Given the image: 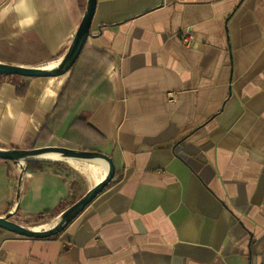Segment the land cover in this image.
Instances as JSON below:
<instances>
[{"label": "crops", "instance_id": "obj_1", "mask_svg": "<svg viewBox=\"0 0 264 264\" xmlns=\"http://www.w3.org/2000/svg\"><path fill=\"white\" fill-rule=\"evenodd\" d=\"M85 3L0 0V63L56 65ZM76 119L101 141L71 131ZM52 120L45 146L103 153L114 179L55 236L1 230L0 264H264V0H97L68 73L0 77V150L45 147ZM66 164L83 195L104 177ZM74 177L0 160V217L58 211Z\"/></svg>", "mask_w": 264, "mask_h": 264}, {"label": "water", "instance_id": "obj_2", "mask_svg": "<svg viewBox=\"0 0 264 264\" xmlns=\"http://www.w3.org/2000/svg\"><path fill=\"white\" fill-rule=\"evenodd\" d=\"M97 0H87L86 9L75 34V37L64 57L52 67L28 68L11 66L0 63V77L19 76L24 78H47L58 77L68 73L79 59L88 38L91 36V26L95 14ZM57 153L64 159H71L82 162L102 160L106 162L108 169L104 178L90 188L76 203L66 209L58 219L49 226L26 227L21 226L11 220L15 211L0 217V230L12 233L19 237L43 240L61 233L72 221H74L85 209L91 205L105 188L112 182L115 176V165L113 159L103 153L87 150H77L63 146H45L33 149H9L0 150V160L12 162L21 168L22 174L25 172L24 164L27 162H54L49 160H39L34 157ZM57 162V161H55ZM21 178L19 180V186ZM20 194L17 191L16 199L19 200Z\"/></svg>", "mask_w": 264, "mask_h": 264}, {"label": "trees", "instance_id": "obj_3", "mask_svg": "<svg viewBox=\"0 0 264 264\" xmlns=\"http://www.w3.org/2000/svg\"><path fill=\"white\" fill-rule=\"evenodd\" d=\"M76 63H75V65H76ZM67 94H68V85L64 88V90L61 93V95L57 101V104L55 106L54 113H56V111L59 112V114H57V116H56L57 119H60V120L63 119L64 115L67 114L69 111L68 107L66 108V105L64 106L63 101L70 100V98H74L73 96L77 97L76 93H73V92L70 93L69 92V96L66 98ZM58 109H61V110L58 111ZM58 115H59V118H58ZM50 122L51 123H47L43 127V129L39 135V138L37 140V146L48 145L51 142V140L53 139L52 129L54 126V120H52ZM70 130L73 131L77 135H81V134L85 135L87 138H89L93 142H100L101 141V138L98 135V133H96L89 125H87V122L83 119H76L74 121V123L72 124V126L70 127ZM61 163L66 164L64 162H35V161H31V162H27V167H26L25 171H43L47 167H52V166L60 168ZM71 192H72L71 196H69L61 204L58 211H56V212H53V211L45 212V213L35 217L34 220H32V221H34V223L37 225L38 223H49L50 221H54V220L58 219V217L66 209H68L70 206H72L74 203H76L83 196V194L79 193L78 184L74 181L71 183ZM17 215H18V209L15 211L13 217H16ZM42 225H45V224H41L38 226H42ZM38 226H33V227H38Z\"/></svg>", "mask_w": 264, "mask_h": 264}, {"label": "rangeland", "instance_id": "obj_4", "mask_svg": "<svg viewBox=\"0 0 264 264\" xmlns=\"http://www.w3.org/2000/svg\"><path fill=\"white\" fill-rule=\"evenodd\" d=\"M86 4H87V0H86V3H85V9H86ZM78 163H81L83 165H87L88 167L94 166L93 162H78ZM24 167L25 168L27 167V163L24 164ZM60 168L65 170L70 176L77 177V178H75V177L72 178V181H74V182H76L78 184L79 193L83 194V192L85 191V180H84L83 176L81 177L79 174H77V172H75L73 169H71L66 164L61 163L60 164ZM82 169H86V168H82ZM94 173L95 172H87L86 175H88L90 178H94V176H95ZM11 220L14 221L15 223L21 225V226H23V224L26 223L27 227H33V226H38V225H41V224H45V225H42V226H49V225L53 224L57 219L54 220V221H50L49 223H38L37 225L34 223V221H32V220H34L32 218L26 220L23 217H12Z\"/></svg>", "mask_w": 264, "mask_h": 264}, {"label": "bare ground", "instance_id": "obj_5", "mask_svg": "<svg viewBox=\"0 0 264 264\" xmlns=\"http://www.w3.org/2000/svg\"><path fill=\"white\" fill-rule=\"evenodd\" d=\"M34 158L39 159V160H49V161H54V162L57 161V162L70 163L72 165H76L77 162H80V161L71 160V159H64L60 154H57V153L43 154V155H40ZM91 162L94 163L93 171L97 172L98 174H101L102 177L105 176V174L107 173V169H108L106 162L102 160H93Z\"/></svg>", "mask_w": 264, "mask_h": 264}, {"label": "built area", "instance_id": "obj_6", "mask_svg": "<svg viewBox=\"0 0 264 264\" xmlns=\"http://www.w3.org/2000/svg\"><path fill=\"white\" fill-rule=\"evenodd\" d=\"M181 41L184 46L190 47L193 41V35L189 31H185V33L181 35Z\"/></svg>", "mask_w": 264, "mask_h": 264}]
</instances>
